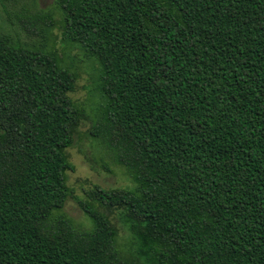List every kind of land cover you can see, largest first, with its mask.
<instances>
[{"label":"trees","instance_id":"trees-1","mask_svg":"<svg viewBox=\"0 0 264 264\" xmlns=\"http://www.w3.org/2000/svg\"><path fill=\"white\" fill-rule=\"evenodd\" d=\"M32 2L38 42L0 34V264H264V0ZM88 120L134 190L69 186Z\"/></svg>","mask_w":264,"mask_h":264},{"label":"rangeland","instance_id":"rangeland-1","mask_svg":"<svg viewBox=\"0 0 264 264\" xmlns=\"http://www.w3.org/2000/svg\"><path fill=\"white\" fill-rule=\"evenodd\" d=\"M32 6V0H14L10 2V4H2L0 2V34L10 36L16 42L22 44L33 45L34 43H37L38 40H36V35L24 29L18 19L19 13L24 11V9H29L31 12H34ZM37 8L38 10L48 12L51 9H54V0H38ZM56 34H58L57 31ZM77 55L80 56V59L84 60V55H80L79 52ZM70 63L73 64V60L72 62L70 61ZM78 67L80 69V78L77 83V91L74 93L73 99L84 104V109L89 116H98L100 112L97 104L99 103L100 95L98 92H91L93 84L91 76L87 70L91 71L93 74L95 72L94 75L97 77L98 73L95 67L91 64L85 65L80 63ZM91 125V120L85 122L77 133L75 146L68 149L71 161L76 168L75 172H70L68 174L69 186L74 189L77 195L81 197L83 196V190L88 189L93 185H100L108 189L124 187L134 190L136 187L135 183L125 173L124 169L115 163L111 154H108L106 149H103V147L94 145L90 142L87 131ZM95 143L97 144V141ZM83 153L87 154L91 158L94 156V160H96L102 167H106L108 170H104L102 168H99L98 170L93 169L89 161H87L83 156ZM101 166L96 165V167ZM64 211L77 224L81 226L84 223L87 224L86 219L74 201L70 200ZM87 219L89 220L88 217ZM89 222L91 223L90 220Z\"/></svg>","mask_w":264,"mask_h":264}]
</instances>
